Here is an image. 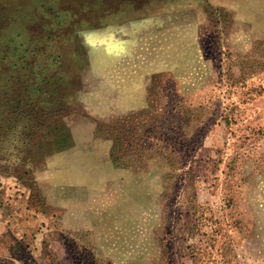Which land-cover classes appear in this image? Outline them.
I'll return each mask as SVG.
<instances>
[{"label":"rangeland","instance_id":"374dc122","mask_svg":"<svg viewBox=\"0 0 264 264\" xmlns=\"http://www.w3.org/2000/svg\"><path fill=\"white\" fill-rule=\"evenodd\" d=\"M8 130L0 264H264V0H0Z\"/></svg>","mask_w":264,"mask_h":264},{"label":"water","instance_id":"95a60500","mask_svg":"<svg viewBox=\"0 0 264 264\" xmlns=\"http://www.w3.org/2000/svg\"><path fill=\"white\" fill-rule=\"evenodd\" d=\"M135 24H118L112 25L101 29H90L81 32L84 39V44L89 50L90 57L93 64L97 63L99 66L97 69L101 72L104 71L106 66L111 65V57L115 62L119 55L114 51L118 50L125 40L117 39L115 34L123 35L126 30L133 29ZM144 25V23L141 24ZM129 41V40H128Z\"/></svg>","mask_w":264,"mask_h":264},{"label":"trees","instance_id":"16d2710c","mask_svg":"<svg viewBox=\"0 0 264 264\" xmlns=\"http://www.w3.org/2000/svg\"><path fill=\"white\" fill-rule=\"evenodd\" d=\"M35 119L36 118H30L29 122H34ZM3 134H4V136H1V134H0V141L4 140V141L8 142L7 145L5 146L7 149H9V147L11 146L10 143H12V142L14 143L15 140H18L15 143H20L21 142V136H22V138H24V140H23L24 145H27V146L29 144L33 145L31 141L35 137V135L32 132H29V130L28 131L17 130L15 132H13L14 139L10 138V136L12 134L9 130L4 132ZM68 137L69 136H68V134H66L65 131L63 132L62 130H60V131L56 132V134H54L52 142L54 143V145L61 147V146H63V143H67L66 141L68 140ZM26 172H29V171H26Z\"/></svg>","mask_w":264,"mask_h":264},{"label":"flooded vegetation","instance_id":"af4514ba","mask_svg":"<svg viewBox=\"0 0 264 264\" xmlns=\"http://www.w3.org/2000/svg\"><path fill=\"white\" fill-rule=\"evenodd\" d=\"M68 139H71L70 135H69ZM66 142H69V141L67 140ZM55 146H56V145H55Z\"/></svg>","mask_w":264,"mask_h":264}]
</instances>
